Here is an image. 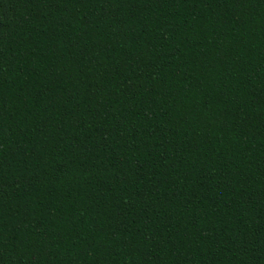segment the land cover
<instances>
[{
	"label": "trees",
	"instance_id": "trees-1",
	"mask_svg": "<svg viewBox=\"0 0 264 264\" xmlns=\"http://www.w3.org/2000/svg\"><path fill=\"white\" fill-rule=\"evenodd\" d=\"M0 264H264V0H0Z\"/></svg>",
	"mask_w": 264,
	"mask_h": 264
}]
</instances>
